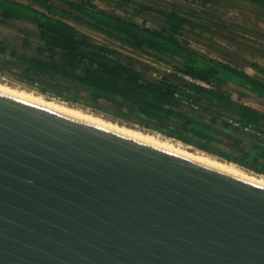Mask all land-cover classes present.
<instances>
[{"label": "water", "instance_id": "1", "mask_svg": "<svg viewBox=\"0 0 264 264\" xmlns=\"http://www.w3.org/2000/svg\"><path fill=\"white\" fill-rule=\"evenodd\" d=\"M0 264H264V186L0 92Z\"/></svg>", "mask_w": 264, "mask_h": 264}, {"label": "trees", "instance_id": "2", "mask_svg": "<svg viewBox=\"0 0 264 264\" xmlns=\"http://www.w3.org/2000/svg\"><path fill=\"white\" fill-rule=\"evenodd\" d=\"M199 1L207 9L223 0ZM246 1L264 8V0ZM171 4L169 9L140 4L125 18L92 0H0L1 26H27L19 29V45L0 38V71L43 94L156 131L264 176V113L234 100L230 91L264 103V66L248 63L254 76L191 48L184 32L203 25ZM149 13L160 18L156 25L143 18ZM75 25L163 62L173 72L150 76L131 56L93 41Z\"/></svg>", "mask_w": 264, "mask_h": 264}, {"label": "rangeland", "instance_id": "3", "mask_svg": "<svg viewBox=\"0 0 264 264\" xmlns=\"http://www.w3.org/2000/svg\"><path fill=\"white\" fill-rule=\"evenodd\" d=\"M21 1V0H20ZM97 6L106 9L109 12L117 13L122 17L129 18L134 13L133 7L140 4L150 7H170L172 4H177L181 11L188 14L191 19L203 25L196 28L194 31L186 30L185 36L190 41V47L206 54L214 59L230 63L235 67L246 71L250 75H258L256 71L248 67V63H258L264 66V8L253 5L246 0H223L219 5L211 8L203 7L199 0H92ZM169 9V8H168ZM192 13L195 14L192 15ZM143 18L148 21V25H156L160 18L157 14L143 15ZM143 18H136L137 22L141 23ZM77 29L92 38L93 41L99 44L109 45L114 49L119 50L122 54L131 56L135 60V65L146 71L150 76L160 78L166 73H172V68L163 62L152 59L140 53H134L126 48H123L119 43L110 41L102 34L93 32L85 27L75 25ZM27 26L16 24L13 26L0 25V38H5L9 41L20 44L22 35L19 29H26ZM0 84L8 85L14 89L23 90L32 93L36 96H41L45 100L53 101L65 106L76 108L84 113H88L100 117L106 121L128 127L143 133L159 136L164 139H171L176 143H182L178 140L168 138L161 133L153 130H147L136 124H126L121 120H117L110 115L98 112L92 108L82 104H71L64 101L62 98L51 94L41 93L36 86L28 85L10 75L0 71ZM234 100L242 101L264 113V103L255 97L240 99L239 91L232 90ZM185 149L196 154H205L222 162H227L214 155H210L197 148L182 143ZM232 163V162H228ZM233 165L242 168L249 174L262 176L252 172L238 164ZM264 177V176H262Z\"/></svg>", "mask_w": 264, "mask_h": 264}, {"label": "bare ground", "instance_id": "4", "mask_svg": "<svg viewBox=\"0 0 264 264\" xmlns=\"http://www.w3.org/2000/svg\"><path fill=\"white\" fill-rule=\"evenodd\" d=\"M0 92L11 95L44 107H47L49 109L67 114L69 116L85 120L91 123H94L96 125L102 126L104 128H107L109 130L118 132L120 134H123L125 136L134 138L136 140H140L142 142L148 143L150 145L159 147L161 149L167 150L169 152L190 158L192 160H195L199 163L211 166L213 168H216L218 170L224 171L226 173L238 176L240 178L249 180L251 182L260 184L264 186V177L249 174L246 171H244L242 168L233 165V163L228 162H222L215 158H212L210 156H206L203 154H196L195 152H190L188 149H185L182 143H176L171 139H162L159 136H155L148 133H143L138 130H134L128 127H124L109 121H106L100 117L84 113L81 110H77L76 108H71L68 106H65V104L56 103L53 101L45 100L41 96H36L32 93L25 92L23 90L14 89L12 87H9L8 85L0 84Z\"/></svg>", "mask_w": 264, "mask_h": 264}, {"label": "built area", "instance_id": "5", "mask_svg": "<svg viewBox=\"0 0 264 264\" xmlns=\"http://www.w3.org/2000/svg\"><path fill=\"white\" fill-rule=\"evenodd\" d=\"M183 77L186 79V80H188V81H190V82H192V83H195V84H197V85H200V86H202V87H204V88H212V85H210V84H208V83H205V82H203V81H201V80H196V79H192L191 77H189V76H184L183 75ZM234 123V125L235 126H239V124L237 123V122H233ZM247 131H249V129H246Z\"/></svg>", "mask_w": 264, "mask_h": 264}, {"label": "crops", "instance_id": "6", "mask_svg": "<svg viewBox=\"0 0 264 264\" xmlns=\"http://www.w3.org/2000/svg\"><path fill=\"white\" fill-rule=\"evenodd\" d=\"M242 99H246V98H242ZM242 101H243V100H242ZM242 101H241V102H242ZM242 103H244V104L248 105V104H247V103H245V102H242ZM248 106H250V105H248ZM251 107H252V106H251ZM254 109H255V108H254Z\"/></svg>", "mask_w": 264, "mask_h": 264}]
</instances>
